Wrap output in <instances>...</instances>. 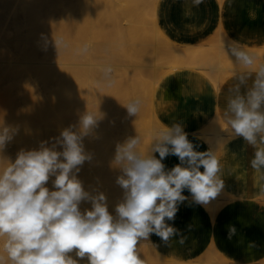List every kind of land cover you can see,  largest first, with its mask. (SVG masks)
<instances>
[{"label":"clouds","instance_id":"9594fccd","mask_svg":"<svg viewBox=\"0 0 264 264\" xmlns=\"http://www.w3.org/2000/svg\"><path fill=\"white\" fill-rule=\"evenodd\" d=\"M199 5L203 0H193ZM238 55L251 63L243 53ZM107 71H111L108 69ZM139 101L126 105L129 115L139 110ZM264 70L258 73L247 96L229 101L233 118L229 124L237 136L249 144L264 145ZM82 131L71 126L52 138L51 147L41 142L39 149H21L13 162L0 171V238L2 251L12 264H77L68 254L87 256L89 264H143L136 246L140 239L158 235L167 244L178 230L166 221L174 220L179 203L188 190L196 202L205 203L222 187L218 179L220 161L211 152H198L187 133L177 124L158 138L151 155H138V139L118 146L115 161L122 175L117 183L124 190L122 202L113 216L100 193L90 197L76 173L92 156L85 152L83 137L97 121L86 114L80 121ZM12 139L9 130H0V151ZM59 146L60 150H57ZM158 154V156L156 155ZM174 155L179 163L166 169L164 159ZM252 167H264V147H257ZM201 168L203 171H201ZM50 177L53 188L46 185ZM91 202L83 213L80 203ZM234 229L229 230V236ZM186 237H181L183 244ZM4 257L0 255V264Z\"/></svg>","mask_w":264,"mask_h":264},{"label":"bare ground","instance_id":"6f19581e","mask_svg":"<svg viewBox=\"0 0 264 264\" xmlns=\"http://www.w3.org/2000/svg\"><path fill=\"white\" fill-rule=\"evenodd\" d=\"M40 1H42V3H41L42 6L40 5L42 7V10L45 9V10L49 11V13L47 15H41V13H40L41 8H39L40 10L36 9L35 7L29 8V5L27 3H24V5L22 7L23 14L26 17V21L30 25V28H32V29L27 35H21V33H18V30L15 28V32H16L15 37L16 38H15V44L13 46L14 50H12L13 51L12 53H15V54H14V56L11 55V57L8 56L12 60H10V59L8 60V58L5 57L7 47L2 45V44L0 46V130H2L4 128H7L9 130V135L12 136V139L9 142H7V144H8V146L9 145L11 146L10 149H12V146H14L13 152H10L11 151L10 149H5V151L9 150V155H7V156L5 155L7 151L5 152V154H3V151H0V171H2L5 167H7L9 163L14 161L17 153L21 149H23V150L39 149L41 146V142H47L46 145L47 144L50 145L53 143L54 140L52 138H54V136L51 134L49 135V139H46L47 141L46 140L42 141V139L39 136H37L34 139L29 140V138L27 137L28 136L27 134H29V132L34 131V128L36 127V125L38 123L45 122V121H51L52 117L57 116L58 111H60L62 109L64 110V108H70L73 105L72 103H74L73 101L75 100V97L73 96L74 97L73 101H72L73 98L69 99V97H71L75 93L77 94V92H80L78 95V98H77L78 102H75V104H77V106H79V108L83 107L85 109L84 110L81 109L82 111H84L81 114V111L79 110V108H76V106H75L76 110L78 109V111L71 109V110H74V114H77V113H75V111L78 113L80 111V114L83 117L84 115L89 114V111L91 112L92 110H93V113H96V111H98L99 109L95 110L93 107V109L88 110L90 108H88V109L86 108V105H87L86 101H87V98H91L89 96V94L93 93V92H91L92 90L96 91L95 90L96 88H98V87L102 88L105 85H107V86L110 85L112 88L114 86H117L114 89V92H116V90H118V88H119L120 93L119 92L118 93L116 92V93L122 94L121 96L123 97L122 98L123 102L125 103V101H126V103H125L126 105L133 103V102L138 100L140 102L139 103V110L141 108H143L144 110L142 109L141 111H145V112H143V113H145V115H146V112H148L146 117L149 115V119L147 118L148 120L145 121V118H144L143 120L145 122H143L142 120L139 121V122L143 123L140 126V130L143 132H141L140 130H137V132L139 131L137 133L136 130H134V131L129 130L130 132H132L130 134V132H127L128 129L125 130L123 127H121L122 128L121 131L127 132V135H133L134 136L136 134H143V135L145 134L146 138H147V135H148V138L150 136L155 137L156 140L154 139V141L151 143V145H148V143H147L148 146L144 145L143 147H141V146H139V144H137L139 147L136 146L137 149L135 148V151L137 152V150H138V153L140 151L143 152V151L148 150L150 152V155H151V152H152L154 145L158 142V138H159L158 136H161L162 133L164 134L167 132L162 127L160 122L158 121L156 114H155V111H154V107H153V94H154L156 85L164 75H166L170 72H173L175 70L181 69V68L197 69V70L201 71L203 74H205L207 77L212 79V82L215 86V89L217 90V89H219L221 82L226 78L227 75L231 74L234 71H238L240 69H244L247 67L243 64L242 66H244V68H240L242 66H239V63L241 65V62L244 61V59L243 58L241 59V57L238 55V53H243L248 58L254 57L255 54H253V53H255V52H260V54H264V47L259 48V49H252V48L243 47L239 44H235L233 46L230 43L227 44V41L229 42V40L226 38L224 32L221 29H219V30L214 31L212 37L210 38V40H212L215 43L214 44L215 50L213 52V55L211 56V58L213 57V61L211 62V64H209V66L205 65V62H206L205 60H202L203 62L205 61L204 64H203V62L201 63L199 60L203 56V54H206L205 53L206 50L201 49V48L197 49L195 47H187V46H182V45L176 44V43L172 42L171 40H169L168 38H166L161 33V31L159 30V27L157 26V23L155 21V5H156L158 0H102V1L100 0V2H101L100 10L102 12L101 14H104V16H105V17L103 16L104 18H101L100 14H99V16H100V18H99L97 12L94 13L95 9H97V8L94 9V6L97 5V2H99L98 0H85V2L87 1V7L85 6L86 7L85 9H87V10L90 9L91 13H90V10H89V12H87V10H86V12L88 14L89 13L90 14L88 16V19H89L88 23L85 21L86 18H83V20H82L84 23L85 22L87 23V24H85V27L79 26V24L80 25L83 24L82 21L80 23L77 22L80 30H78L79 29V28L77 29L78 26L75 25V23H76L74 21L75 18L73 19L70 16L69 17H65L66 15H63L64 17L59 16L57 19H55V21L52 20L53 23H49V24L46 23V21L44 20V18L48 17V15L51 12H54L55 10H58L60 8L65 7L64 6L65 4H67V7H68L69 3L65 2L64 0H40ZM95 1H96V3H95ZM218 1L221 2V0H218ZM85 2H81V3L83 4ZM89 5H90V8H89ZM83 10H84V8H83ZM105 14H107V15H105ZM170 15H171V13H170ZM83 16H81V17H83ZM78 18H80L79 15H78ZM102 19H104V20H102ZM80 20L81 19H79V21ZM105 20L107 21V23L109 20L108 26L110 28H108V29L110 31L107 28H106V31L108 30V32H110V33L107 32V34H106L105 33L106 31L102 32V33L105 35V37L108 34H110L109 37L107 36L105 39H107V38L113 39L117 43L116 45L120 48H118V47L114 48L115 50L117 49L116 51H112L114 49H110V51H108V48H109L108 45L109 46L111 45V47H112L115 45V42L113 43V41L111 42L109 40L108 41L106 40L107 43L110 42L109 44H107L104 37H103L104 36L103 34H102L103 36L101 37V32H100V35L98 34L96 36L100 37L101 40L100 39L99 40L101 41V43L103 42L102 39H104L105 44L102 43L101 45H99L100 43L98 44L97 39H94L96 37V36H94L95 32L97 30H99L101 24ZM106 21L104 22L105 24H106ZM148 24L152 25L151 27L153 29V32L156 34V36H158L161 40H163V41L159 42L158 45H156L155 47L153 46V48L151 50L145 48L147 44L142 45L144 43L143 39L139 38V36L137 34H135V33H137L136 30L141 31L142 34H145L146 27H147V29L149 27ZM102 27H104L103 29H105V27H107V26L102 25ZM111 28H112V32L113 31L115 32V30H116L115 33L113 32L112 38H110L112 36L111 35V33H112ZM113 28H114V30H113ZM76 29L78 32L77 34L75 31ZM103 29H102V31H103ZM124 29L126 31H131L130 33H127L125 31L127 33V37L126 36L124 37V35H123ZM100 30H101V28H100ZM149 30H150V27H149ZM146 31H148V30H146ZM97 33H98V31H97ZM116 33L119 36L122 35V37H120L121 39H119V37ZM74 34H76V36L80 40L77 37H75ZM114 34H115V36H114ZM149 35H150V33H149ZM74 37L77 38V40L74 39ZM148 38H151V37L148 36ZM154 38H155V36L153 37V39ZM195 38H196V36H195ZM116 39H119L118 41H120V42H117ZM193 39H194V37H193ZM121 40H122V42H121ZM148 41H149V39H148ZM62 42L67 44L64 46H67L65 52L67 51L68 57H70L69 55L72 53L73 49L75 50V48H77V50L79 52V56L81 57V62L78 63V65H77V66H79L78 69H80V71H81L80 72L81 75H79V76H81V79L78 80L79 81L78 85H70V88H71L70 93H72V95L65 92L66 86L59 82V80H61L62 76H63L62 72H64V71H62V69H63L62 66H64V65L68 66L72 62L63 63L62 60H60L59 58L56 57L57 60L59 59L62 62V64H64V65H62L58 61L57 62L59 64L57 62L55 63L54 59H53L52 61L56 64V66L50 67L52 64L51 62L48 61V63H45L47 61H44V60L40 61L41 59L39 60V57L49 59V57L54 52L56 53V54H54V56H58V57H61L63 55L65 56V54H62V52H63ZM188 42H190V41H188ZM57 43H59V44L57 45ZM120 43L123 45L122 48H121L122 45ZM210 43L211 42H209V44ZM119 44H120V46H119ZM56 45L59 48V50L56 49V47H55ZM139 46L140 47L142 46L141 48H144L145 51H144V49L139 48ZM52 47H53V52H50V48H52ZM204 47H202V48H204ZM118 49H120V50H118ZM139 49H140V51L141 50L144 51V52L141 51V52H143V54L141 53L142 56L144 54H146V56H148L147 62H146V60L141 61V58H139L140 54H136L139 51ZM117 51H119V53L121 52L120 53L121 57L118 56V54H115ZM75 53H77V52H75ZM134 53L139 56V57L137 56L136 59H140V61L136 60L134 58L131 59L132 56H134ZM130 54H132V55L130 56ZM7 55H9V54H7ZM73 56H74V54H73ZM77 56H78V53H77ZM4 57H5V60H3ZM204 58L205 57L203 56V59ZM263 58H264V55H263ZM6 59L9 62L6 61ZM66 59L68 60V58H66ZM69 60H71V59L69 58ZM133 60H135L136 63H135V61L133 63ZM64 62H65V60H64ZM74 62H76V61L74 60ZM74 62L71 64V66H68V67L71 68L73 66V69L74 68L76 69L77 66H76V64L74 65ZM142 62H144V63L146 62V63L142 64ZM252 62L254 63V61H252ZM255 62H256V60H255ZM242 63H244V62H242ZM253 63H250V64H253ZM258 63H260V62H258ZM254 64L252 65V68H253V66H256ZM256 64H257V62H256ZM249 67L250 66H248V68ZM144 68H146V70L148 71V72L145 71V73H144V74H146V72L148 73L145 75V76H148L147 78H145V76H144L145 80L140 79L138 76V75H140L139 74L140 71ZM147 68H149V69H147ZM108 69H111V71L110 72L107 71ZM256 70H257V67H256ZM77 71H79V70H77ZM70 72H69V74H70ZM13 73L17 74V75L15 74L16 77L9 76ZM76 73L78 75V72H76ZM65 74H64V76L67 77L68 74L67 75H65ZM72 75H73V73H72ZM72 75H70V76H72ZM31 79H34L32 83H34L35 80L37 79V83H39V85L42 87L41 88L42 90H40V88H39L40 86L38 85V87H37L35 84L36 82L34 83L35 85L31 83V86L34 85V88L32 87L33 89L38 88L37 92H39V90H40L41 94L38 96L35 95V93H37V92H35L33 97H31L32 95L30 94V92H32V91H30V89L28 90L27 86L25 85V84H27V82H29V81L31 82L32 81ZM53 79L55 81H53ZM51 80L53 82L52 85H54V83H55V86H53V87H55L56 90H54L55 88L51 87ZM74 80H75V78H74ZM65 81H67V79ZM61 82H62V80H61ZM70 82H71V79H70ZM72 82H75V81H72ZM99 82L101 84H103L102 87L100 86V84L98 87H96V85H98ZM18 83H21V85H22V86L20 85L22 88H20L21 91L19 94H21V92L24 93L21 96L22 98L19 97L20 98L19 100L21 102H20V105L19 104L18 105L20 106V108H17L18 105H16V106L10 105L11 103H9V101H7L10 99L12 100L11 97L14 95L13 94L14 92H10L11 93L10 94V93H8L9 91H11V90L15 91V96H16V90L19 88ZM65 84L67 85V82H65ZM69 84H71V83H69ZM112 88L109 87L108 89L112 90ZM84 89H85V91H87L86 94H85ZM67 90L69 91V89H67ZM81 90L84 91V93L83 92L81 93ZM18 91H19V89H18ZM103 91H104V88H103ZM26 92H28V94ZM106 92H108L109 94H112V95L116 94L114 92L110 93L109 91H105L104 94ZM25 93L27 95H25ZM98 93H95L94 95H96ZM80 94H82V95H80ZM106 94L103 95V92L101 93L100 96L103 95V99L101 98L102 100H101V103H99V105L100 104H102V106L104 105L102 101L104 100V96H106L105 101L107 102L108 105L112 100H113V103L115 104L112 106V103H111V105H109V106L114 108V109H111L108 106L111 109V110L110 109L109 110L111 112H113V111L115 112V109L117 107L116 103H119L118 106L119 105L121 106V102H119L121 100V96L119 97L120 100L116 102L114 100L115 99L117 100L118 96H112V95H109V94L106 95ZM17 95H18V93H17ZM15 96H13V97H15ZM34 96H37V97H34ZM109 96H112L114 98L116 97V98L115 99L113 98L112 100H110V98H108ZM66 97H68V99ZM97 97H98V95H96V98H94V96H92V98H91L92 100L90 102L91 103L93 101L95 102L97 100ZM107 98L109 100H107ZM15 100H16V102L18 101L16 98H15ZM88 101H89V99H88ZM16 102H15V104H16ZM90 102H87L88 104H90L88 106H91ZM140 104H143V107L140 108ZM126 105H125V108H126ZM93 106H95V105H93ZM144 106H147L146 110H145ZM105 109H106V107H105ZM24 110L26 113L28 111L29 115L34 116L33 119L35 120V122L32 124L31 128H29L30 125L27 122L26 123L29 125V127L26 126L27 129L24 127V125L26 123L25 124L22 123L24 121L23 116L25 115ZM68 110H70V109H68ZM102 110H103V108H102ZM102 110H99L98 112H100V111L102 112ZM104 110L102 113H104L105 111L109 112V110H107V109L105 111ZM120 110H121V108H120ZM259 111L264 112V109L261 108V109H259ZM67 112H69V111H67ZM101 112H100V114L102 115ZM108 112H106V113H108ZM219 113H221V109L218 110L216 116L214 117V120L212 122L210 121L213 124L212 128H210L211 127L210 126L206 129L202 130L201 132L197 133V134L207 143V145L209 146V148L211 149V151L214 155L222 146L226 150L230 149V150L234 151L233 154L236 155L237 153L241 152V149L244 146L249 145V143L242 136H237L234 133L231 126H229L228 124L224 123L225 125L220 126V122L223 121V119L221 116H219ZM97 114H99V113H97ZM100 114L98 115V117L100 116ZM111 114L112 113H110V115ZM116 114H117V112H116ZM125 114H126V112L125 113L123 112L124 119H126ZM137 114H138V112L135 114L136 116L134 117V118H136V120L133 118V121L138 120ZM26 116L28 117L27 114H26ZM69 116H70V114H69ZM76 116L77 115L73 116L72 118L75 117L78 119V117H76ZM103 116L104 115H102V117ZM115 116H114V119H115ZM57 117H59V116H57ZM82 117H80L79 120H81ZM106 117L107 116L105 115L104 118H106ZM126 117L130 119V117H132V116L129 117V114H126ZM138 117L140 118V115ZM95 118H97V117H95ZM116 118H117V116H116ZM142 118L143 117L141 116L140 119H142ZM33 119H31V120H33ZM77 119H75V120H77ZM97 119L99 120V123H98L99 126H98V124L95 125L96 127H95L94 131L96 134L98 132V130H96V129H99L100 126L103 125V123H106V125L104 124L103 127L101 126V128L104 130L106 129L104 127L108 128V125H107L108 122L103 121V119H102V121L99 118H97ZM97 119H95V120L97 121ZM61 120L65 121L64 117H63V119L61 118ZM75 120L74 121L70 120L69 124H70V122L74 123ZM133 121H131V122H133ZM58 122H60V121H58ZM110 122H112V121H110ZM56 123H57V121H56ZM62 123L65 124L64 122H62ZM113 123H114V121H113ZM123 123H125V121ZM123 123H121V124H123ZM126 123L130 124V123H128V121H126ZM53 124H54V122H53ZM63 124H62V128L58 127L57 129L60 128L62 131V129L64 130V128L66 129V128L70 127L69 124H66L64 126H63ZM75 124L78 125L77 122H75ZM127 124L126 125L124 124L125 125L124 127H128L129 125H127ZM55 125L56 124H54V128L56 127ZM59 126H61V124ZM114 126L116 127V125H114ZM138 126L139 125H137V127ZM74 127L75 128H73V127L72 128L75 129V131H76L78 128H76L75 125H74ZM77 127H79V126H77ZM110 127L113 128V125ZM54 128H52V129H54ZM112 128H110V131L108 130L109 128L107 129L108 133H110V134H107L105 136L102 135V134H104V130H102L103 131L102 134H101V132L100 133L98 132V134H101L102 136H104V138L106 140H109L111 142V140H113V138H115L114 137L115 134L122 133L121 131H119V132L114 131V129H112ZM129 128H133V126H129ZM80 129H81V127L77 131L81 132L82 129L81 130ZM93 129H94V127H93ZM93 129H92V131H93ZM57 131H59V130H56V132ZM92 131H90L91 134H92ZM106 132L107 131L105 130V133ZM189 132H190V130H189ZM47 133L49 134V132H47ZM53 133H54V131H53ZM133 133H135V134H133ZM58 135H59V132H58ZM89 136H92V135H89ZM102 136H100V137H102ZM124 136H126V135H124ZM100 137L98 138L99 141H100ZM117 137L119 138V136H117ZM84 138H85V142H84V140L82 142L85 144V151L87 149L88 150L87 153L89 154L90 151L93 150L92 149V147H94L93 143H96V141L93 142L92 139L94 137L92 139H90V138H88V135L87 136L85 135ZM120 138L122 140L123 137H120ZM129 138H132V136H130ZM139 138H141L140 135H139ZM146 138H144V139H146ZM258 138H259V134H258ZM149 139H151V138H149ZM101 140H102V138H101ZM124 141H125V139H124ZM126 141H125V143H126ZM151 141H152V139H151ZM11 142H13V144ZM110 142H108V143H110ZM115 142H116V140H115ZM108 143L107 144L103 143L102 145H104V148H103V146H99L100 149L101 148L105 149L106 148L105 145H108ZM7 144H6V146H7ZM111 144H112V142L109 144V146ZM116 145L118 146V144H116ZM8 146L5 148H8ZM245 148H248V147H245ZM109 150H111V149H109ZM115 150H116V148H115ZM107 152L109 153V151H107ZM111 152H112V150L110 151V153ZM149 152H145V153H149ZM91 153H93V152H91ZM91 153H90V155L92 156ZM93 155L95 158H97L99 156V155L97 156V153H96V156L94 153H93ZM143 155H145V154L143 153ZM113 156H112V158H114ZM102 157H108L109 159H111L110 162L112 161V158H110L109 155L107 156V155L103 154ZM115 157H116V155H115ZM99 158H101V157H99ZM91 161H93L94 163L96 161L95 164H97V160L93 159V160H90L89 162L91 163ZM89 162H88V160H86L82 166H79V167L83 168V171H80L79 174L81 175L82 172H83V174H85L84 177H86V178H83V176H81L84 179V181L80 180V178L77 176L78 179L81 181L84 190L89 194L90 197H92V196L99 195L101 192V190H99V189H102L101 193H104L105 198H107L106 199L107 202H105V203L110 204V201H111L110 198L113 199L115 197H117V199H118L117 204L122 202L123 196H124V191L121 187L116 188V187H119V184L117 186L115 185L116 187L114 188V190L109 189V188H111V185H110V187L107 186V188H106V185H105V183H107L106 181L103 183L105 187L102 184V181L104 180V178L107 179L108 176H111L110 178H112V179H113V176L114 177L115 176H118V177L121 176L123 174L121 171V166L118 164L112 166V164L114 163V162H112V164L110 163L111 164L110 167H108V169H107L105 167H107L109 165L106 164V166H105V164L103 163L105 166L104 167L103 165L100 164L101 167L103 166L105 169H107L106 174L101 172L100 170H102V169L99 168L98 173L100 175H101V173L104 175L100 176L97 173L98 176H100V177H97V174H96L94 176V178L96 177L95 181H92V180L88 181L87 180L88 179V173H89L88 169L90 170V169H93L96 167V166L93 167L92 165H90ZM93 162H92V164H93ZM98 163H99V161H98ZM89 165L92 166V168ZM98 166L99 165L97 164L96 169H98ZM80 170H82V169H80ZM94 171L96 172L98 170H94ZM94 171H93V173L95 174ZM86 174H87V176H86ZM94 174H92V173L90 174L92 176L91 178H93ZM90 175H89V177H90ZM53 178L54 177H52V179ZM85 180H86V182H85ZM115 180L117 181V179H115ZM111 181H113V180H111ZM116 181H115V183H116ZM50 182H51V177H50ZM48 184H50V183L48 182ZM50 185L53 186V184H50ZM46 186L49 187V185H46ZM52 188L53 187H50V190ZM216 197H218V196H216ZM216 197L212 198L211 201L209 200L208 202H205L204 205L208 206L209 208H212L213 203L217 202V201H215ZM220 197L223 198L224 196H220ZM223 199L225 200V198H223ZM262 201L264 202V199H262ZM113 202H115V200ZM113 202L111 205V210L113 208H116V207H114L116 204L114 205ZM223 202H221V203H223ZM225 202H227V201H225ZM109 204L107 205V207L110 208ZM230 205H232V204H230ZM91 207H92V205H91V202L89 200H84L80 203V210L82 213L86 210H90ZM114 211L115 210L113 209L111 214H114L113 213ZM114 215H116V214H114ZM230 219H232V218H230ZM178 236H181V234H178ZM5 239H6V237L0 238V255H2L4 257V261L6 259V261H5V263H6L8 260L7 259V253H4L2 251V246H3ZM211 246H213V245H211ZM145 248H146V251H147V248L149 249V251L146 252ZM214 248H209V249L207 248V250L205 252L199 254L198 257H196V258L192 257L191 259L189 258L187 260L182 261V260L172 259L169 256H167L166 254L159 253L157 251V249L153 246L151 239H150V236H149L147 239L142 238L141 240H139V242L137 243V246H136V251H137L139 258L143 261V264H262L259 262L254 263L253 261H246V260H228V259L222 257ZM68 255L72 259L76 260L77 264H89L87 256H85L83 258L76 256V250L75 249L72 252H70Z\"/></svg>","mask_w":264,"mask_h":264},{"label":"crops","instance_id":"0c3cea01","mask_svg":"<svg viewBox=\"0 0 264 264\" xmlns=\"http://www.w3.org/2000/svg\"><path fill=\"white\" fill-rule=\"evenodd\" d=\"M207 3L196 5L193 0H158L155 10L157 26L163 28L167 34L165 37L176 44L202 41L205 35L194 27L205 18L203 4ZM210 4L218 7L208 34L210 38L214 31L221 29L229 41H244L246 48L264 47V0H212ZM181 69L185 70L166 74L159 81L160 89L153 95L156 117L166 131L179 124L195 151L212 153L197 133L211 125L219 109V116L230 125L228 122L233 113L229 101L238 96L246 97L261 71L240 69L238 71L243 72L216 90L212 80L201 71ZM189 89L192 94H186ZM261 108L264 109V104ZM257 147L264 145H246L236 155L223 146L216 152L215 156L221 160L217 177L223 182L217 194L224 196L225 200L221 197L224 202L216 213H210L185 190L186 200L179 203L174 220L166 221L181 236L173 235L165 244L158 235H150L159 253L184 261L215 247L233 260L264 261V167L257 170L251 164ZM163 163L166 169H171L179 160L169 155ZM230 228L234 229L231 237ZM181 237H186L183 244L179 243Z\"/></svg>","mask_w":264,"mask_h":264},{"label":"rangeland","instance_id":"374dc122","mask_svg":"<svg viewBox=\"0 0 264 264\" xmlns=\"http://www.w3.org/2000/svg\"><path fill=\"white\" fill-rule=\"evenodd\" d=\"M65 2H67V3H69V6L67 7V4H65L64 6L65 7H63V8H60V9H58V10H55L54 12H51L49 15H48V17H46V18H44V20L46 21V23H53V21H55V19H57L59 16L61 17V16H63V15H66L65 17H72L73 19H74V21L76 22L75 23V25H77L78 26V24H77V22L78 23H80L82 20H83V18H86L85 19V21L88 23L89 22V19H88V16H89V14L91 13V10H90V13L88 14L87 12H89V10H87V9H85L86 7H87V1L85 2V0H64ZM99 2H97V5L96 6H94V9L95 8H97V9H95V11H94V13H96L97 12V14H98V16H99V14H100V16H101V18H104L105 16H104V14H101L102 12H101V10H100V8H101V2H100V0H98ZM102 1V0H101ZM212 0H203V2L202 3H209L210 4V2H211ZM252 0H250V2H251ZM81 2H85V3H81ZM158 2V1H157ZM24 3H27L28 5H29V8H32V7H35L36 9H38V10H40L39 8H41V10H40V13H41V15H47L48 13H49V11H47V10H45V9H43L42 10V5H41V3H42V1H40V0H0V46H1V44L2 45H4V46H6L5 48H6V53H5V57L6 58H8V60L10 59V57H11V55L12 56H14V54L15 53H12L13 51L12 50H14V44H15V34H16V32H15V28L18 30V33H21V35H27L30 31H31V29L32 28H30V25L27 23V21H26V17L24 16V14H23V10H22V7H23V5H24ZM94 3V2H93ZM95 3H96V1H95ZM207 3V4H208ZM89 4V3H88ZM206 5V4H203V6L205 7L204 8V19H203V21L200 23V25H198V26H195L194 27V29L196 30V31H198V32H202L205 36H204V40H202V41H199V42H195L194 44H189V45H182V44H179V45H182V46H187V47H195V48H197V49H204V50H206L205 51V53L206 54H203V56L205 57L204 59H203V56L200 58V62L202 63L203 61L202 60H205L204 62H205V65H208L209 66V64H211V62L213 61V57L211 58V56L213 55V52H214V42L212 41V40H210L209 38V36H208V34H209V31L211 30V26H212V24H213V22H214V17H213V15H216L217 14V10H218V7L217 6H211V4L210 5ZM41 5V6H40ZM156 5H157V3H156ZM156 5H155V10H156ZM83 6V7H82ZM86 6V7H85ZM83 8H84V10H83ZM89 8H90V5H89ZM82 10V11H81ZM86 10H87V12H86ZM81 12V13H80ZM100 12V13H99ZM79 13V14H78ZM84 16H83V15ZM78 15H79V17L80 18H78ZM105 15H107V14H105ZM75 16V17H74ZM81 16H83V17H81ZM100 16H99V18H100ZM104 16V17H103ZM64 17V16H63ZM78 18V19H77ZM107 18V17H106ZM105 18V19H106ZM79 19H81L80 21H79ZM53 20V21H52ZM77 20V21H76ZM102 20H104V19H102ZM101 20V21H102ZM107 20V19H106ZM105 20V21H106ZM52 21V22H51ZM105 21H103V23L105 22ZM155 21H156V19H155ZM83 22V21H82ZM84 23L83 22V24H79V26L80 27H85V24H87V23ZM101 24V26H100V28H101V30H100V28H99V30H97L98 31V33H97V31L95 32V34H94V36H96V35H100V32H101V37L104 35L102 32H105L106 31V28L108 29V28H110L108 25V23H109V20H108V23H107V21H106V24L104 23V24ZM102 25L104 26H107V27H105V29H103L104 27H102ZM79 26L77 27V29L79 28ZM111 26V25H110ZM114 26V25H113ZM148 26L150 27V30H149V27H148V29H147V27H146V29H145V34H142V32L141 31H139V30H136L137 31V33H135V34H137L138 36H139V38H141V39H143V41H144V43L142 44L141 42V44L142 45H145V44H147L146 45V47L145 48H147V49H149V50H151L152 48H153V46L155 47L156 45H158V43L159 42H161V41H163V40H161L158 36H156V34L153 32V29H152V25L151 24H148ZM112 27V26H111ZM159 27V30H161L162 32V34L164 35V36H167V34H166V32H165V30L163 29V28H161L160 26H158ZM77 29L75 30L76 31V34L78 33L77 32ZM102 29H103V31H102ZM78 30H80V28L78 29ZM109 30V29H108ZM108 30L105 32L106 34H107V32H108ZM113 30H114V28H113ZM146 30H148V31H146ZM110 31V30H109ZM126 30L124 29V37L126 36L127 37V33H130L131 31H126ZM111 32H112V28H111ZM114 32V31H113ZM113 32L111 33V37L110 38H112L113 37ZM115 32H116V30H115ZM114 32V33H115ZM108 33H110V32H108ZM134 33V32H133ZM149 33H150V35H149ZM76 34H74V36L75 37H77L76 36ZM103 34V35H102ZM117 34V33H116ZM154 34V35H153ZM109 35L110 34H108L107 36L109 37ZM118 35V34H117ZM150 36L151 38H148V36ZM106 36V37H107ZM114 36H115V34H114ZM155 36V38L153 39V37ZM74 37V39H76L77 40V38H75ZM97 37V38H96ZM94 39H97V42H98V44L99 45H101L102 43L103 44H105V42H104V39L106 38L105 37V35L103 36L104 37V39H102L103 40V42L101 43V39H100V37H98V36H96ZM118 37H119V39H121L120 37H122V35L121 36H119L118 35ZM115 38V37H114ZM149 39V41H148V39ZM79 39V38H78ZM100 39V40H99ZM119 39H116L117 40V42H120V41H118ZM140 39V40H141ZM146 39V40H145ZM80 40V39H79ZM113 41V43L115 42L113 39H105V41ZM155 40V41H154ZM96 41V40H95ZM107 41H106V43H107ZM232 41V42H231ZM65 42V41H64ZM64 42H62V44H63V52H62V54H65V56L63 55V56H61V57H58V56H54V54H56L55 52L54 53H52V55L49 57V59L51 60H49L48 58H43V57H39V60L40 61H47V62H45V63H48V61L49 62H51L52 64H51V66L50 67H55L56 66V62L58 61L59 63H61L62 64V62L63 63H70V62H74V60L77 62H74V65L76 64V66L78 65V63H80L81 62V57L79 56V52H78V50H77V48H75V50L73 49V51H72V53L69 55L70 57H68L67 56V51L65 52V50H66V48H67V46H64V45H67L66 43H64ZM121 42H122V40H121ZM207 42V43H206ZM209 42H211L210 44H209ZM233 42H236V43H234L233 44ZM68 43V42H67ZM110 42H108L107 44H109ZM231 44L232 46L233 45H235V44H239V45H241V46H243V47H245V43H244V41H233V40H230L229 42L227 41V44ZM59 43H57V45H58ZM106 44V45H107ZM117 43L115 42V45H116ZM121 44V43H120ZM120 44H119V46H120ZM140 44V45H141ZM57 45L55 46L56 47V49L57 50H59V48L57 47ZM112 46L111 47V45L109 46L108 45V51H110V49H114V48H117L118 46L116 45V46ZM122 45V44H121ZM152 45V46H151ZM203 45V46H202ZM204 47V48H202V47ZM262 46H264V45H262ZM123 47V45L121 46V48ZM142 47V46H141ZM140 46H139V48H141ZM149 47V48H148ZM261 47V46H260ZM118 48H120V47H118ZM141 49H144V48H141ZM39 50V49H38ZM117 50V49H116ZM115 49L114 50H112V51H116ZM118 50H120V49H118ZM213 50V51H212ZM240 50V49H239ZM141 51H143V50H141ZM140 51V49H139V53L137 52L136 54H140V57L138 56V55H136L135 53H134V56H132V58L131 59H136L137 58V56L139 57V58H141V61H145L146 60V62L148 61L147 59H148V56H146V54H144L143 56H142V54H143V52L145 51V49H144V51L143 52H141ZM50 52H53V47L52 48H50ZM75 52H77L78 53V56H77V53H75ZM115 53V52H114ZM121 53V52H120ZM120 53H119V51H117L115 54H118V56H120L121 57V55H120ZM142 53V54H141ZM146 53V52H145ZM7 54H9V55H7ZM73 54H74V56H73ZM133 54V53H132ZM132 54H130V56L132 55ZM253 54H255V56L254 57H251L250 58V60H251V63H253L252 61H254V65H256V66H253V68H252V65L253 64H248V63H246L245 62V60L244 61H242V62H244V63H242L241 62V65H240V63H239V66H242L243 64L245 65V66H247L246 67V69H256V67H257V70H259V71H261V70H264V58H263V55L264 54H260V52H255V53H253ZM252 54V55H253ZM8 56H10V57H8ZM136 56V57H135ZM5 57L3 58V60H5ZM54 57V58H53ZM59 58L60 60H62V62L58 59L57 60V58ZM63 57V58H62ZM65 57V58H64ZM66 58H68V60L66 59ZM69 58L71 59V60H69ZM124 58V57H123ZM146 58V59H145ZM253 58V59H252ZM54 59V62L52 61ZM242 59V58H241ZM7 59H6V61H8ZM10 60H12V59H10ZM64 60H65V62H64ZM80 60V61H79ZM136 60H139L140 61V59H136ZM239 60V59H238ZM255 60H256V62H257V64H256V62H255ZM67 61V62H66ZM132 61V60H131ZM134 61L135 60H133V63H134ZM9 62V61H8ZM57 62V63H58ZM145 62V63H146ZM204 62H203V64H204ZM258 62H260V63H258ZM58 63V64H59ZM72 63H70V65H68V66H71V64ZM135 63H136V61H135ZM139 63V62H138ZM144 62H142V64H145ZM199 63V62H198ZM54 64V65H53ZM238 64V63H237ZM62 65H64V64H62ZM204 65V66H205ZM68 66H62V68L64 69H62V71H64V72H62V74H63V76H64V74L65 75H67V77L66 76H62V82H61V80H59V82L61 83V84H64L66 87V90H65V92H67L68 94H70V95H72V93H70V91H71V88H70V85H78L79 84V79H81V76H79V75H81L80 74V69H78V67L79 66H77L76 67V71L73 69V66L70 68V67H68ZM248 66H250L249 68H248ZM68 69H67V68ZM71 70H70V69ZM240 68H244V66H242V67H240ZM73 69V70H72ZM147 69H149V68H147ZM188 69V68H187ZM245 69V68H244ZM70 72V74H69V72ZM77 70H79V71H77ZM185 69H181V70H175L174 72H172V73H169V74H167V75H171V74H174V73H178V72H181V71H184ZM192 70H197V69H192ZM66 71V72H65ZM145 71H147L146 70V68H144V69H142L141 71H140V75H138L139 76V78L140 79H143V80H145V78H147L148 76H145L146 74H148L147 72H146V74H144L145 73ZM76 72H78V75H77V73ZM241 72H243V70H241V71H238V72H232L231 74H229V75H227L226 76V78H225V80L224 81H222L221 82V85H220V87L223 85V84H225L228 80H230L232 77H234L236 74H239V73H241ZM72 73H73V75H72ZM15 74L16 73H13V74H11V75H9V76H14V77H16L15 76ZM75 74V75H74ZM17 75V74H16ZM70 75H72L74 78H75V80H74V78L72 77V76H70ZM166 75V76H167ZM144 76H145V78H144ZM166 76H164V77H166ZM77 77V78H76ZM73 78V79H72ZM67 79V81H65ZM70 79H71V82H70ZM7 80V79H6ZM32 81L29 83V82H27V84H25L26 86H27V89L29 90L30 89V91H32V92H30V94L32 95L31 97H33V95H34V93L35 92H37V89L35 88V89H33L34 88V85L36 84V86L38 87V85H39V83H37V79L35 80V84L34 83H32L33 82V80L34 79H31ZM212 80V79H211ZM53 81H55L54 79H53ZM72 81H75V82H72ZM65 82H67V85L65 84ZM31 83L32 84H34L33 86H31ZM52 80H51V87H53V86H55V83H54V85H52ZM69 83H71V84H69ZM99 84H100V86L102 87L103 86V84H101L100 82L98 83V85H96V87H98L99 86ZM18 89H19V91H18V89L16 90V96H15V91H13V90H11V91H9L8 93H10V92H14L13 94V96H15V97H11L12 98V100L10 101V100H7V101H9V103H11L10 105H14V106H16V105H20V98L19 97H21L24 93L23 92H21V94H19L20 93V91H21V89L20 88H22L21 86V83H18ZM21 85V86H20ZM30 87H29V86ZM40 86V85H39ZM61 86V85H60ZM107 85H105L104 87H102V88H96L95 90L96 91H91V92H93L92 94H89V96L92 98V96H94V98H96V95H98V97H97V100L94 102H90L92 99L91 98H87V101H86V108L88 109V108H90V109H88V110H91V109H93V107H94V109L95 110H102V108H103V110L105 109V107H106V109L107 110H109L110 108L111 109H114V108H112V107H110L109 105H111V103H112V106L113 105H115L114 103H113V98L114 97H112V96H118L117 98V100L115 99L114 101H119L120 100V96L122 95V94H117L118 92H119V88H118V90H116V92H114V89L117 87V86H114L113 88L110 86V85H108L107 87H106ZM33 87V88H32ZM106 87V88H105ZM112 88V90L111 89H108V88ZM32 88V89H31ZM40 88V90H42L41 88V86L39 87ZM53 88H55V87H53ZM52 88V89H53ZM103 88H104V91H103ZM67 89H69V91L67 90ZM160 89V82L159 83H157V85H156V88H155V91H154V93L155 92H157L158 90ZM35 90V91H34ZM40 90H39V92H40ZM54 90H56V88L54 89ZM8 91V90H7ZM84 91H85V89H84ZM84 91H82L81 90V93L83 92L84 93ZM105 91H109L110 93H116V94H109L108 92H106L105 94L106 95H112V96H109L108 98H110V100H112L110 103H109V105L107 104V102L105 101V98H106V96H104V100L102 101L103 102V106H102V104H100L99 105V103H101V100L103 99V95H105L104 94V92ZM39 92H37V93H35V95H40L41 94V92L39 93ZM86 92L87 91H85V94H86ZM98 93V94H96V95H94L95 93ZM103 92V95L102 96H100L101 95V93ZM186 92V94H192V90L191 89H189V90H186L185 91ZM17 93H18V95H17ZM27 94H28V92H26ZM25 93V95H27ZM79 93L80 92H77V94L75 93L74 95H72L71 97H69V99L71 98H73L72 99V101L74 100V97H75V100L73 101L74 103H72L73 105L70 107V108H64V110L62 109V110H60V111H58V113H57V116H59V117H57V116H55V117H52L51 118V121H45V122H41V123H38L37 125H36V127L34 128V131H32V132H29V134H27L28 136V138H29V140L30 139H34V138H36L37 136H39L41 139H42V141H45L46 139H49V135L51 134V135H53L54 136V138H59L60 137V133H61V129L60 128H62V122H64L65 124H63V126L64 125H66V124H69V121L70 120H72V121H74L75 119H77V118H72L73 116H75V115H77L76 117H78V119L77 120H75V122H77L78 123V125H76L75 124V122L74 123H72V122H70V126H71V128L73 127V128H75L74 127V125L76 126V128H78L77 130H79V128L81 127L80 125V121L81 120H79V118L80 117H82V112H84V111H82L81 109H85V108H83V107H80L79 108V106H77V104H75V102H78V100H77V98H78V95H79ZM120 93V92H119ZM123 93V92H122ZM11 94V93H10ZM80 95H82V94H80ZM84 95V94H83ZM124 95V94H123ZM154 95V94H153ZM37 96H34V97H37ZM74 96V97H73ZM77 96V97H76ZM112 97V98H111ZM202 97H204V95L202 96ZM206 97V96H205ZM15 98L18 100L17 102H16V100H15ZM22 98V97H21ZM67 99H68V97H66ZM65 98V99H66ZM102 98V99H101ZM107 98V100H109ZM123 97L121 96V100L119 101V102H121V106L119 105L118 106V104L119 103H116V105H117V107L119 108H117L116 107V109H115V112L113 111V112H111L110 110H109V112L108 111H105L104 113H102L103 112V110H102V115H104L103 117H102V115L100 114V112H98V111H96V113H93V110L90 112L89 111V114H91V115H93L94 116V118L95 117H97V118H99L101 121H102V119H103V121H106V122H108L107 123V125H108V128L107 127H104V128H106L105 130L107 131L106 133H105V130L104 129H102L101 128V126L103 127V125L105 124L106 125V123H103V125H101L100 126V128L99 129H96V130H98V132L100 133L101 132V134H102V130H104V134H102V135H107V134H110V133H108V130L110 131V128H112V127H110V126H112L113 125V128L112 129H114V131H121L122 130V128L121 127H123L125 130L126 129H128V131L127 132H130L131 130L132 131H134V130H136V132H137V130H140V126L143 124L142 122H139V121H143V122H145V121H147L148 119H149V115L146 117V115H147V113L148 112H146V115H145V113H143V112H145V111H141L143 108H141V107H143V104H140V110H138V114H137V121H133V118L136 116V115H129V117L130 116H132V117H130V119L129 118H127L126 117V114H128L127 113V110H126V108H125V103H126V101H125V103L123 102V99H122ZM88 99H89V101H88ZM125 99V98H124ZM84 100V99H83ZM98 101V102H97ZM15 102H16V104H15ZM19 102V103H18ZM85 102V101H84ZM87 102H90L91 103V106H88V105H90V104H88ZM14 103V104H13ZM98 104V105H97ZM106 104V105H105ZM125 104V105H124ZM18 105V106H19ZM93 105H95V106H93ZM124 105V106H123ZM17 106V108H20V106L18 107ZM75 106H76V108H79V110L81 111V114H80V111H79V113L78 112H76V111H78V109L76 110V108H75ZM88 106V107H87ZM105 106V107H104ZM110 108H109V107ZM74 107V108H73ZM102 107V108H101ZM146 107L147 106H144V108H145V110H146ZM154 107V106H153ZM120 108H121V110H120ZM68 109H70V110H68ZM71 109H74V110H76L75 111V113H77V114H74V110H71ZM66 110V111H65ZM120 110V111H119ZM144 110V109H143ZM27 111V110H26ZM67 111H69V112H67ZM122 111V112H121ZM148 111V110H147ZM65 112V113H64ZM67 112V113H66ZM106 112H108V113H106ZM116 112H117V114H116ZM119 112V113H118ZM123 112L125 113L126 112V114H125V118L127 119H124V116H123ZM97 113H99L100 114V116L98 117V115L99 114H97ZM110 113H112L111 115H110ZM122 113V114H121ZM143 113V114H142ZM24 118H23V122L22 123H28L29 125H30V127H29V125L26 123L25 125H24V127L27 129V127H29V128H31L32 127V124L35 122V120L33 119L34 118V116L33 115H29V112L27 111V113L25 112V110H24ZM26 114L28 115V117L26 116ZM65 114V115H64ZM69 114H70V116H69ZM74 114V115H73ZM84 114V113H83ZM114 114V115H113ZM142 114V115H141ZM64 115V116H63ZM105 115L107 116L106 118H104L105 117ZM113 115V116H112ZM117 116V118H116V116ZM122 115V116H121ZM140 115V118H141V116L143 117L142 119H140L138 116ZM26 116V117H25ZM32 116V117H31ZM67 116V117H66ZM114 116H115V119H114ZM63 117H64V119H65V121L64 120H61V118L63 119ZM112 117V118H111ZM123 117V118H122ZM67 118V119H66ZM97 118H95V119H97ZM145 118V121L143 120ZM148 118V119H147ZM27 119V120H26ZM31 119H33V120H31ZM53 119V120H52ZM70 119V120H69ZM74 119V120H73ZM135 120H136V118H134ZM68 120V121H67ZM112 121V122H110V121ZM33 121V122H32ZM54 122V124H56L55 126V128H54V124H53V122ZM56 121H57V123H56ZM58 121H60V122H58ZM67 121V122H66ZM113 121H114V123H113ZM117 121V122H116ZM125 121V123H123ZM126 121H128V123H130V124H127L126 123ZM131 121H133V122H131ZM31 124H30V123ZM52 122V123H51ZM72 123V124H71ZM99 123V120L97 119V124ZM121 123H123V124H121ZM136 123V124H135ZM224 122V120L223 121H221L220 122V126H222V125H225V124H227V123H225ZM61 124V126H59ZM74 124V125H73ZM80 124V125H79ZM96 124V125H97ZM127 124V125H129V126H133V128H129V126L128 127H124L125 125ZM135 124V125H134ZM114 125H116V127L114 126ZM122 125V126H121ZM137 125H139L138 127H137ZM27 126V127H26ZM77 126H79V127H77ZM98 126H99V124H98ZM211 126V127H210ZM209 127L210 128H212L213 127V124L211 123V125H210ZM230 126V125H229ZM58 127H60L59 129H57ZM95 127L96 126H94V129H93V131L95 130ZM52 128H54V129H52ZM72 128V130L73 131H75V129H73ZM52 129V130H51ZM65 129V128H64ZM92 129H90V131H92ZM108 129V130H107ZM117 129V130H116ZM123 129V130H124ZM170 129V128H169ZM30 130V129H29ZM28 130V131H29ZM56 130H59V131H57L56 132ZM75 131V132H77V133H80V131ZM81 130V129H80ZM130 130V131H129ZM53 131H54V133H53ZM62 131H63V129H62ZM90 131L88 132V138H90V139H92L93 137V139H92V141L94 142V141H96V143H93V146L94 147H92V151H90V153L91 152H93L94 154H95V156H96V153H97V158H95L94 157V155H93V153H91L92 154V158L94 159V160H97V164L99 165L98 166V169H96V167H97V164H95L96 163V161H95V163L93 162V161H91V163L89 162V164L90 165H92L93 167H95V168H93V169H88V171H89V173L91 174H94L93 173V171L94 170H98V171H94L95 172V174L93 175V178H94V176L99 172V168H101L102 170H100L101 172H103L104 174H106V172H107V169H108V167H110V165L112 164V162H114L113 164H112V166L113 165H116L117 163H116V161H115V155H116V151H117V148H118V146H123L124 144H125V141L127 140H129V139H133V138H135V139H138V144H139V146H141V147H143L144 145H147V143H148V145H151V143L154 141V139L156 140V138L155 137H151L150 135V137L149 138H151L152 139V141H151V139H149L148 138V135H147V138H146V135L144 134H136V135H127V132H125V131H121L122 133H118V134H115V138H113V140H111V142H112V144L109 146V144L111 143L109 140H106L105 138H104V136H102L101 134H98V132H97V134L95 133V131L93 132L92 131V134L90 133ZM141 131V130H140ZM47 132H49V134L47 133ZM51 132V133H50ZM58 132H59V135H58ZM125 132V133H124ZM135 132V133H136ZM139 132V131H138ZM137 132V133H138ZM141 132H143V131H141ZM90 133V134H89ZM94 133V134H93ZM132 132H130V134H131ZM135 133H133V134H135ZM163 134V133H162ZM161 134V135H162ZM86 135V136H87ZM89 135H92V136H89ZM98 135V136H97ZM124 135H126V136H124ZM139 135H140V137L141 138H139ZM56 136V137H55ZM97 136V137H96ZM100 136H102V137H100ZM117 136H119V138L117 137ZM130 136H132V138H129ZM96 137V138H95ZM100 137V141H99V138ZM120 137H123L122 138V140H121V138ZM128 137V138H127ZM157 137V136H156ZM158 137H160V136H158ZM101 138H102V140H101ZM127 138V139H126ZM144 138H146V139H144ZM89 139V140H90ZM104 139V140H103ZM124 139H125V141H124ZM148 139V140H147ZM83 140H84V142H85V138L83 137ZM82 140V141H83ZM115 140H116V142H115ZM118 140V141H117ZM121 140V141H120ZM144 140V141H143ZM47 141V140H46ZM126 141V142H127ZM151 141V142H150ZM108 142H110V143H108ZM150 142V143H149ZM12 144H13V142H11ZM53 143H54V141H53ZM52 143V144H53ZM83 143V142H82ZM103 143H105V144H107L108 143V145H105L106 146V148L105 149H103L104 148V145H102ZM115 143V144H114ZM52 144H50V145H45V146H48V147H50V146H52ZM84 144V143H83ZM101 144V145H100ZM116 144H118V146L116 145ZM113 145V146H112ZM147 145V146H148ZM7 146H8V144H7ZM6 146V147H7ZM10 146V145H9ZM8 146V148H5V149H10L11 148V146L9 147ZM98 146V147H97ZM99 146H103V148H101L100 149V147ZM137 147H139L138 145H136ZM112 147V148H111ZM137 147H136V149H137ZM115 148H116V150H115ZM5 149L3 150V154H5V152H6V156L7 155H9V150H6L5 151ZM14 146H12V149H10L11 151L10 152H13L14 150ZM84 149H85V144H84ZM109 149H111L112 150V154L110 153V151L111 150H109ZM149 149V148H148ZM57 150H60L59 149V146H57ZM100 150V151H99ZM87 149H86V153H87ZM99 151V152H98ZM107 151H109V153L111 154H109ZM102 152V153H101ZM114 152V153H113ZM145 152H149L148 150H146V151H140L139 153H138V150H137V153H138V155H143V153L145 154V155H150V152L149 153H145ZM89 153V154H90ZM153 152H151V154H152ZM109 155L110 156V158H112V156L114 157V158H112V161L110 162V160L111 159H109L108 157H102V155ZM101 155V156H100ZM99 157H101V158H99ZM93 159H91V160H93ZM102 159V160H101ZM107 160V161H106ZM98 161H99V163H98ZM101 161V162H100ZM92 162H93V164H92ZM105 164V166H106V164L107 165H109V166H107V167H105L104 166V164ZM111 163V164H110ZM100 164L101 165H103L105 168H107V169H105L103 166L101 167L100 166ZM89 165V166H90ZM92 166H90L91 168H92ZM89 167V168H90ZM80 169H82V170H80V171H83V168H81L80 167ZM80 171L78 172V173H76V175L80 178V180H83L84 181V179L83 178H86V177H84V175L85 174H83V172H82V174L80 175L79 173H80ZM88 173V181H90V180H92V181H95V178L93 179V178H91L92 176L90 175ZM79 174V175H78ZM99 174V173H98ZM98 174H97V177H100V176H103L104 174H102L101 173V175L100 176H98ZM89 175H90V177H89ZM81 176H83V178L81 177ZM86 176H87V174H86ZM78 177H77V179H78ZM111 176H108L107 177V179L106 178H104V180L102 181V184L106 181L107 183H105V185H106V188H107V186L108 187H110V185H111V188H109V189H112V190H114V188L118 185V183H117V181L115 180V179H117L118 178V176H113V179L112 178H110ZM91 178V179H90ZM54 179V178H53ZM52 177H51V182H50V180H49V183L50 184H52ZM106 179V180H105ZM111 180H113V181H111ZM82 181V182H83ZM115 181H116V183H115ZM85 182H86V180H85ZM50 184H47V185H49V189H50V187H53L52 185H50ZM114 185V186H113ZM116 185V186H115ZM103 186H104V184H103ZM113 186V187H112ZM102 187V186H101ZM105 187V186H104ZM121 186L119 185V187H116V188H120ZM53 189V188H52ZM51 189V190H52ZM53 190H55V189H53ZM99 190H101V192H102V189H99ZM124 191V190H123ZM100 192V191H99ZM100 192V193H101ZM104 194V193H103ZM220 194H217V196L218 197H216V200L215 201H217V202H214L213 203V206H212V208H209L208 206H205L204 205V203H201V202H199L201 205H202V207H204L207 211H209L210 213H211V211H212V213H216L217 212V210L219 209V206L221 205V202H223V199H219V198H221L220 196H219ZM109 198V197H108ZM107 199V198H106ZM212 199V198H211ZM211 199H210V201H211ZM110 204L109 203H106L107 205L109 204V206H110V208L108 209L109 210V212L111 213L112 212V210L114 209L115 210V208H113L112 210H111V205H112V202L115 200V202H113L114 203V205L116 204V205H118L117 203H118V199H117V197H115V198H113V199H111L110 198ZM105 202H107V200H105ZM116 205L114 206V207H116ZM113 207V206H112ZM217 208V209H216ZM114 214H116L115 213V211L113 212ZM114 214H112V215H114ZM115 216V215H114ZM141 240V239H140ZM139 242V241H138ZM211 248V247H210ZM209 249V248H208ZM217 250V252L223 257L224 256V258H226V259H230V260H233V259H231L230 258V256H228V255H225L223 252H221L220 251V249H216ZM145 251H146V248H145ZM149 251V249L147 248V251L146 252H148ZM205 252V251H204ZM198 257V256H197ZM196 258V257H195ZM8 259V258H7ZM5 261H6V259H5ZM5 261H3L4 263L3 264H12L11 263V261H9V259L7 260V262L5 263ZM9 261V262H8ZM259 263H262V264H264V261H262V262H259Z\"/></svg>","mask_w":264,"mask_h":264}]
</instances>
